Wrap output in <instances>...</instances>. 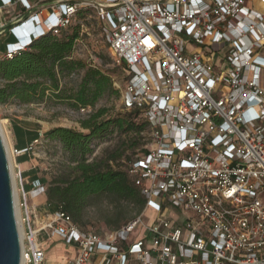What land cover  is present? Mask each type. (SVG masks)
Segmentation results:
<instances>
[{
	"label": "built area",
	"instance_id": "obj_1",
	"mask_svg": "<svg viewBox=\"0 0 264 264\" xmlns=\"http://www.w3.org/2000/svg\"><path fill=\"white\" fill-rule=\"evenodd\" d=\"M5 8L16 9L17 36L6 57L89 11L124 67V109L150 136L125 171L142 213L103 236L61 206L39 216L14 165L20 264H45L53 237L76 250L62 264H264V0H0ZM148 210L160 217L144 223Z\"/></svg>",
	"mask_w": 264,
	"mask_h": 264
},
{
	"label": "rangeland",
	"instance_id": "obj_2",
	"mask_svg": "<svg viewBox=\"0 0 264 264\" xmlns=\"http://www.w3.org/2000/svg\"><path fill=\"white\" fill-rule=\"evenodd\" d=\"M3 23L4 26L13 24V15L6 13ZM76 23L83 26L79 40L75 43L72 59L81 61L85 68H97L109 75L118 95L106 94L94 108L85 110L74 108L67 98L78 88L84 74L83 70H76L70 75L61 76V96L59 98L48 91L43 100L32 104L23 105L9 101L0 105V135H4L10 155L12 150L19 146L28 149L26 154H29L31 160L30 170L37 174L46 189L52 184L73 180L79 176V172L76 170L77 163L73 161L71 153L60 143L45 138L49 131L55 128H66L86 134L87 131L81 129L80 122L98 110L104 111L100 120L124 117L130 113L124 109L122 100L125 74L114 62L108 49L106 37L102 34L98 22L94 18H87L84 21H76ZM11 36L17 37L8 31L0 35V59L6 56L10 50L7 45ZM135 124H145V121L141 116H137ZM149 144L150 136L147 126L140 133L115 132L101 140L92 142L91 152L85 159L87 163L105 168L107 159L118 157L116 161L109 162L108 165L113 169L125 172L128 164L143 154ZM16 157L11 155L12 170ZM29 206H31L30 203ZM55 210L56 205L48 203V205L38 206L36 213L43 216L48 212L53 213ZM142 210L143 208L139 209L136 204L125 201L117 202L106 196L92 197L78 215V222L73 223L84 232L103 236L115 230L114 224L111 223L116 211L122 212L126 217V220L119 224L120 228L138 217ZM167 213H171V211ZM159 217L160 215L148 210L143 221L151 223ZM143 234L142 228H137L130 236V242L135 237H143ZM46 244L47 258L49 259L51 256H58L66 252L65 249L59 248L49 241Z\"/></svg>",
	"mask_w": 264,
	"mask_h": 264
},
{
	"label": "trees",
	"instance_id": "obj_3",
	"mask_svg": "<svg viewBox=\"0 0 264 264\" xmlns=\"http://www.w3.org/2000/svg\"><path fill=\"white\" fill-rule=\"evenodd\" d=\"M89 11L78 12L76 21H84ZM72 23L63 30L60 37L45 33L36 40H31L25 50L13 53L10 57L0 59V105L15 101L28 105L44 99L50 91L56 97L61 96L60 78L70 75L76 70H83L78 88L68 96L71 105L76 109L94 108L97 102L107 95H118L113 87L112 79L97 68H85V65L72 59L75 43L81 35L82 24ZM17 38L11 36L8 44L16 43ZM124 72V67L119 66ZM104 111L98 110L80 122L86 134L66 128H55L45 138L60 143L71 153L79 176L73 180L55 183L45 190L47 202L61 206L62 210L78 222V215L87 201L92 197L106 196L117 202L125 201L136 204L139 209L144 207V200L139 191L131 184L126 172L113 169L109 162L118 157L109 158L104 167L86 162L91 152L90 145L115 132L140 133L145 124H135L137 112H130L124 117L100 120ZM120 157V156H119ZM126 217L116 211L112 218L115 230L119 229Z\"/></svg>",
	"mask_w": 264,
	"mask_h": 264
},
{
	"label": "water",
	"instance_id": "obj_4",
	"mask_svg": "<svg viewBox=\"0 0 264 264\" xmlns=\"http://www.w3.org/2000/svg\"><path fill=\"white\" fill-rule=\"evenodd\" d=\"M13 24L0 28V35ZM0 264H20V240L9 164L0 135Z\"/></svg>",
	"mask_w": 264,
	"mask_h": 264
},
{
	"label": "crops",
	"instance_id": "obj_5",
	"mask_svg": "<svg viewBox=\"0 0 264 264\" xmlns=\"http://www.w3.org/2000/svg\"><path fill=\"white\" fill-rule=\"evenodd\" d=\"M6 13L13 15L15 13V9L14 8H5V9L0 10V26L5 23V22L3 23V21H4V15ZM17 149L23 150V149H25V147L19 146ZM30 162H31V160H30L29 154L20 155V156H17L16 158H14V164L23 172V176H24V179L26 182V190L28 192H30L29 203L32 206V208L37 210L38 206L48 205V202H47V198H46L45 193L43 195H40V196H36V193H32V191H33L32 182L39 181L41 183V180L39 179V177L37 176L36 173H34V172H32V170H30L31 169L30 168ZM41 185L43 186L42 183H41ZM50 243L55 244L59 248L65 249L66 252L62 253L58 256H51L49 259V258H47V252H48L47 244L44 243L43 248H44L45 253H46L45 264H62L63 262L66 261V259L75 257V255H76L75 248L66 246L57 237H53L52 240L50 241Z\"/></svg>",
	"mask_w": 264,
	"mask_h": 264
},
{
	"label": "bare ground",
	"instance_id": "obj_6",
	"mask_svg": "<svg viewBox=\"0 0 264 264\" xmlns=\"http://www.w3.org/2000/svg\"><path fill=\"white\" fill-rule=\"evenodd\" d=\"M19 37H24V34L22 35H18ZM21 45V44H19ZM1 131V129H0ZM1 137H2V141H3V144H4V148H5V151H6V155H7V159H8V164H9V171H10V175H11V184H12V190H13V198H14V208H15V216H16V222H17V228H18V234H19V239L21 241V235H22V230H21V223H20V218H19V215H20V211L18 209V202H17V194H16V188H15V184H14V173H13V170H12V163H11V155H10V151H9V148L6 144V141L4 139V135L1 134Z\"/></svg>",
	"mask_w": 264,
	"mask_h": 264
},
{
	"label": "clouds",
	"instance_id": "obj_7",
	"mask_svg": "<svg viewBox=\"0 0 264 264\" xmlns=\"http://www.w3.org/2000/svg\"><path fill=\"white\" fill-rule=\"evenodd\" d=\"M24 42V41H23ZM22 44V43H21Z\"/></svg>",
	"mask_w": 264,
	"mask_h": 264
}]
</instances>
